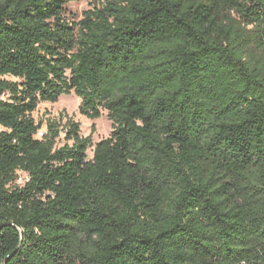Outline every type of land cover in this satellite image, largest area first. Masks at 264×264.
Returning a JSON list of instances; mask_svg holds the SVG:
<instances>
[{
    "label": "trees",
    "instance_id": "16d2710c",
    "mask_svg": "<svg viewBox=\"0 0 264 264\" xmlns=\"http://www.w3.org/2000/svg\"><path fill=\"white\" fill-rule=\"evenodd\" d=\"M74 1L0 0V264H264V0Z\"/></svg>",
    "mask_w": 264,
    "mask_h": 264
},
{
    "label": "rangeland",
    "instance_id": "374dc122",
    "mask_svg": "<svg viewBox=\"0 0 264 264\" xmlns=\"http://www.w3.org/2000/svg\"><path fill=\"white\" fill-rule=\"evenodd\" d=\"M106 0H76L66 5L65 17L69 22L77 23L82 19L83 14L98 7ZM80 100L73 92L67 95H61L55 103H39L37 109L32 113V118L36 123L42 125L37 134L40 138V133L45 134L50 126L55 127L59 135L56 138V146H63L65 141V130L70 122L79 124V134L81 137L91 136V146L86 154L88 158L92 157V150L97 142L109 137L112 128L111 122L108 120L106 112L94 120L79 113ZM18 184H22L26 175L22 172L18 173Z\"/></svg>",
    "mask_w": 264,
    "mask_h": 264
},
{
    "label": "built area",
    "instance_id": "2783aa9c",
    "mask_svg": "<svg viewBox=\"0 0 264 264\" xmlns=\"http://www.w3.org/2000/svg\"><path fill=\"white\" fill-rule=\"evenodd\" d=\"M42 136V134L40 133V137Z\"/></svg>",
    "mask_w": 264,
    "mask_h": 264
}]
</instances>
